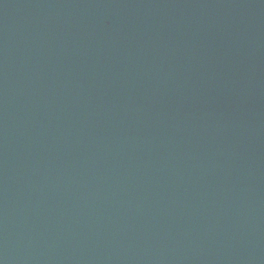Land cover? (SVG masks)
Listing matches in <instances>:
<instances>
[{
    "label": "water",
    "instance_id": "1",
    "mask_svg": "<svg viewBox=\"0 0 264 264\" xmlns=\"http://www.w3.org/2000/svg\"><path fill=\"white\" fill-rule=\"evenodd\" d=\"M0 264H264V0H0Z\"/></svg>",
    "mask_w": 264,
    "mask_h": 264
}]
</instances>
